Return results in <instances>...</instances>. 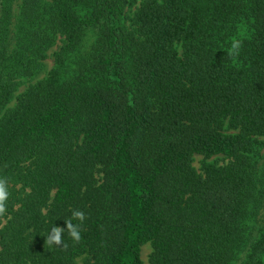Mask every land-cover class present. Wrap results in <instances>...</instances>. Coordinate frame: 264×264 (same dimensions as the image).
<instances>
[{
    "label": "trees",
    "instance_id": "1",
    "mask_svg": "<svg viewBox=\"0 0 264 264\" xmlns=\"http://www.w3.org/2000/svg\"><path fill=\"white\" fill-rule=\"evenodd\" d=\"M128 5L0 0V264H143L147 244L150 264H236L250 246L264 0H142L132 17ZM59 40L48 76L16 95ZM195 155L226 163L199 173ZM74 210L80 240L46 243ZM263 257L264 225L244 264Z\"/></svg>",
    "mask_w": 264,
    "mask_h": 264
},
{
    "label": "rangeland",
    "instance_id": "2",
    "mask_svg": "<svg viewBox=\"0 0 264 264\" xmlns=\"http://www.w3.org/2000/svg\"><path fill=\"white\" fill-rule=\"evenodd\" d=\"M142 0H129V5L126 10V14L128 17H132L136 9L139 7L140 3ZM62 42L59 40L57 44L49 50L48 52V59L44 63V67L42 69V72H40L37 76L31 79H23L22 83L19 87L18 92L16 95L22 94L25 89L29 86V84L35 82L36 80L44 79L48 76L50 71L54 68V54L59 50L61 47ZM15 100L12 101V103L9 105V108H13L15 106ZM257 161H258V167L259 169H262L264 171V148L260 150ZM226 161L224 157H214L210 160H206L203 156L200 155H195L193 159V166L196 169L197 172L202 173V169L204 164H218V165H223L225 164ZM264 225V209L260 212V215L258 217V220L254 223V234L252 241L250 243V246L246 251H244L238 262L236 264H244L247 256L252 248V245L259 239L261 235V230ZM152 253V247L150 244H147L142 247V252H141V257L143 260V264H150L149 257L150 254ZM263 264H264V257H263Z\"/></svg>",
    "mask_w": 264,
    "mask_h": 264
},
{
    "label": "clouds",
    "instance_id": "3",
    "mask_svg": "<svg viewBox=\"0 0 264 264\" xmlns=\"http://www.w3.org/2000/svg\"><path fill=\"white\" fill-rule=\"evenodd\" d=\"M241 41L238 39H233L231 41L229 51L227 55L231 57H236L240 54ZM9 197V192L7 188V180L0 178V214L6 211V202ZM85 220V213L81 210H74L71 213L70 219L66 220V230L61 227H56L55 225L49 230L46 237V243L60 246L62 244L63 234L67 232L74 240L79 241L81 238V225ZM73 221H78V223H73Z\"/></svg>",
    "mask_w": 264,
    "mask_h": 264
}]
</instances>
